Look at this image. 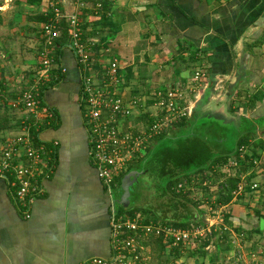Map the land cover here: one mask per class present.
Segmentation results:
<instances>
[{
  "label": "crops",
  "instance_id": "1",
  "mask_svg": "<svg viewBox=\"0 0 264 264\" xmlns=\"http://www.w3.org/2000/svg\"><path fill=\"white\" fill-rule=\"evenodd\" d=\"M57 1L81 19L91 71L101 75L108 62L117 59L121 96L138 98L131 115H120L122 129H141L150 123L155 106L149 109L143 98L153 100L144 95L177 87L183 91L184 102H192L191 111H221L217 116L222 121L252 132L244 151H255L253 177L243 181V189L232 190L226 202L217 201L215 185L204 192L221 211L217 219L214 212L213 216L201 213L187 192L185 198L165 192L161 179L146 170L139 175V186L136 182L131 189L135 197L139 189L148 194H140L143 200L138 203L122 204L121 183L116 182L110 193L90 161L81 64L70 45L67 21L62 19L53 49V71L58 76L40 91L51 113L42 116L40 136L45 145L56 147L54 168L43 180L41 195L31 201L29 217L24 216L14 187L0 176V264H81L90 256H108L110 217L112 208L119 210V206L152 219L178 223L186 217L183 226L210 225L212 232L197 247L185 254L174 253V264H234L237 260L252 264L254 255L263 259L264 0H98L101 9L95 7L97 0L82 6L76 0ZM51 2L0 0V144L19 132L26 116L33 119L32 113L12 102L38 67L41 26L50 16ZM60 66L65 70L61 72ZM198 68L204 75L196 90L190 91ZM173 125L168 129L175 130ZM253 182L257 185L252 188ZM258 226L259 231L254 228ZM249 232L251 236L245 237Z\"/></svg>",
  "mask_w": 264,
  "mask_h": 264
},
{
  "label": "built area",
  "instance_id": "2",
  "mask_svg": "<svg viewBox=\"0 0 264 264\" xmlns=\"http://www.w3.org/2000/svg\"><path fill=\"white\" fill-rule=\"evenodd\" d=\"M87 0H76L79 6ZM100 1L95 7H101ZM62 19L67 21L70 35V45L73 48L79 64H81L82 91L81 98L85 104L83 121L88 129L90 161L97 175L106 184L111 193L116 185L115 177L123 172L130 162L143 156L151 142L162 132L171 127L182 116H188L192 111V102H184L183 91L171 86L165 90L150 91L148 96L153 100L155 110L151 114L150 123L141 129L132 126L124 130L119 124L120 115L131 113L138 98L124 100L120 93L123 80L119 72L117 59H111L106 68L97 75L91 71L90 51L81 37V19L76 11L63 10L57 0L51 2V13L41 26V46L38 50V67L27 86L12 102L21 106L27 113L33 114V119L26 116L17 134L7 142L0 144V176L6 178L14 187V195L22 207L25 217L30 216V203L41 195L43 180L50 176L54 168L51 149L45 146L40 136L42 116L50 117L45 104L41 102L40 89L55 75L56 57L54 48L59 35V25ZM64 71L65 67H58ZM202 68L194 70L193 84L188 90L195 91L197 82L203 77ZM151 95V96H150ZM44 110V111H38ZM35 126L38 143L30 129ZM57 143V141H54ZM245 147L240 150L243 155ZM234 164L236 159H232ZM194 176L184 179L176 185V191L186 192ZM244 180H240L233 192L244 188ZM257 184L253 182L251 187ZM208 211L215 204L208 203ZM210 224V223H209ZM207 232H212L210 225L190 223L182 226L169 220L152 219L141 211L129 213L125 210L112 208L110 217L109 243L111 253L108 256H90L81 264H152L155 251L151 241L160 238L165 246L177 254L192 250L198 239ZM201 240V239H200ZM174 254V255H175ZM256 264H264V258Z\"/></svg>",
  "mask_w": 264,
  "mask_h": 264
},
{
  "label": "trees",
  "instance_id": "3",
  "mask_svg": "<svg viewBox=\"0 0 264 264\" xmlns=\"http://www.w3.org/2000/svg\"><path fill=\"white\" fill-rule=\"evenodd\" d=\"M102 6L103 4L99 9ZM49 85L51 83L44 87L42 86L40 91H43ZM41 102L43 103L42 99ZM204 112L192 111L189 116H182L173 125L176 126L175 130L167 129L156 137L155 142L148 147L143 156L137 158L135 162H130L127 168L115 177V182L120 185L124 175L132 169L146 170L151 174L160 175L159 178L165 192L185 198L184 194L186 192L176 191L175 189L179 182L189 178L190 175L195 176L196 173L202 174L203 177L208 175L209 172L214 174L215 169L221 170L224 165L229 164L230 160L236 159V166H233L234 170L232 169L233 174L226 173L227 177L223 178V181L216 188L217 201L226 202L229 200L232 196V190L237 187L240 180L252 181L253 171L250 172V170L253 168V156H256L255 151L247 149L240 156V150L249 143L252 132L249 129L245 130V132L241 131L242 129L239 131L235 124H231L232 122L226 123L222 121L221 117L214 114L206 116ZM30 131L34 136V141L38 143L35 126H32ZM224 142L229 145H222ZM47 147H51L50 154L54 158L56 147ZM245 172L248 173L245 176L246 179L238 176L239 173ZM186 204L187 208L191 210L192 207L188 203ZM196 206L198 207L197 204ZM118 208L119 210L126 209L123 206ZM257 212L258 217L262 218L263 215L259 211ZM185 223L186 217H182L177 224L183 226ZM254 228L257 231L261 229L260 226ZM247 235L250 237L251 232L247 233ZM151 244L155 251V258H153L152 264H164L160 257H165V242L160 238H154ZM234 264H242V262L237 260Z\"/></svg>",
  "mask_w": 264,
  "mask_h": 264
},
{
  "label": "rangeland",
  "instance_id": "4",
  "mask_svg": "<svg viewBox=\"0 0 264 264\" xmlns=\"http://www.w3.org/2000/svg\"><path fill=\"white\" fill-rule=\"evenodd\" d=\"M153 91H155V90H153ZM144 96H148V94H146ZM143 103L145 105H147L149 107V109H150V106L152 104H153V106H155L154 103L151 102V101H147L146 102V99L145 98H143ZM18 107H20V106H18ZM20 108L22 109V107H20ZM155 108H153L152 111H156ZM219 112H221V111H205L204 113H205L206 116H208V115H211V114H214V115H217L218 114L219 115ZM131 113H132V111H131ZM131 113H129V114L125 115V116H129V115H131ZM140 127H143L144 128V127H146V125H141ZM222 145H229V144L224 142V143H222ZM233 166H236V164H234L232 162V160H230L229 164L224 165L222 168H225L226 169L225 171L227 172V174H231V173L233 174V171H232V169L234 168ZM212 173L213 172H209L208 175H206L205 177H203L202 174H200V173H196L195 174V177L192 178L193 181H192L190 187L186 189V192H187L186 195L188 196V199H190L191 203L197 204L199 206L198 208H202V210H201L202 212H208L207 214H209L210 216H213L212 213L214 212V214L216 216V219H217V218L220 217L221 211H220V209H218V205L214 206L213 210L210 211V212L207 210V206L206 205L208 203H210L211 201H210V198H208L209 193L207 194L208 196H205V193L204 192H208L209 189L213 187V185H215V187L217 188L219 186V183H221L223 181V178H225L227 176L224 175V174H226V173H224V170H217V169H215V173L214 174H212ZM152 175H154V177H158L156 179H159L160 180V178H159L160 175L159 174L156 175V174L152 173ZM159 180H158V182H159ZM136 185L139 186V182H137ZM205 188L208 189V190H206ZM146 190H148V189H146ZM153 191L155 192V190H153ZM140 194H142V196H145V195L148 194V191L141 192V190L139 189L138 190V194L135 197L133 203H136V202L138 203V201L143 200L140 197ZM212 204H214V203H212ZM203 209H204V211H203ZM246 236H247V234H245V237ZM202 238H203V236L200 239H202ZM200 239H198L197 242H199ZM250 248H252V246H250ZM248 251H249V249H248ZM181 254L182 253L180 252V255ZM183 256L184 255H182V257ZM160 259H161V261L164 264H174L173 263V260L176 259V257H175V255L173 253L171 254L170 248L169 247H166L165 248V257H160ZM176 263L177 262H175V264ZM252 264H256V263H252Z\"/></svg>",
  "mask_w": 264,
  "mask_h": 264
},
{
  "label": "water",
  "instance_id": "5",
  "mask_svg": "<svg viewBox=\"0 0 264 264\" xmlns=\"http://www.w3.org/2000/svg\"><path fill=\"white\" fill-rule=\"evenodd\" d=\"M142 172H144V170L132 169L130 172L124 175L121 181L123 194L120 198V201L124 203V205H128L135 199V192L131 189V186L139 179V175ZM129 176H131V178H129Z\"/></svg>",
  "mask_w": 264,
  "mask_h": 264
}]
</instances>
